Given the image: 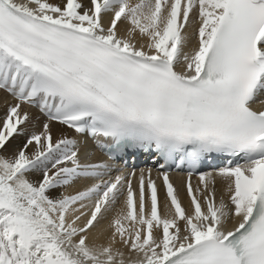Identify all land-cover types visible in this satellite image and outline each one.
Returning <instances> with one entry per match:
<instances>
[{
  "label": "snow or ice",
  "instance_id": "1",
  "mask_svg": "<svg viewBox=\"0 0 264 264\" xmlns=\"http://www.w3.org/2000/svg\"><path fill=\"white\" fill-rule=\"evenodd\" d=\"M0 93V264H264V0H0ZM23 106L48 122L4 155ZM50 122L187 165L189 209L167 172L162 215L150 171L82 162ZM220 156L243 163L200 172Z\"/></svg>",
  "mask_w": 264,
  "mask_h": 264
},
{
  "label": "bare ground",
  "instance_id": "2",
  "mask_svg": "<svg viewBox=\"0 0 264 264\" xmlns=\"http://www.w3.org/2000/svg\"><path fill=\"white\" fill-rule=\"evenodd\" d=\"M52 2H57V0H52ZM85 6L87 5V0H84ZM193 28L192 25H190L184 35L186 36V46H185V52H189L193 49V47L196 45V40L193 39ZM5 95L4 93H0V96ZM9 100V103H15L13 102L10 98H7ZM7 107L5 104L0 102V121L5 116ZM24 111H27L29 113V122L26 125H23V135L15 136L14 138L11 139L10 143L7 145V147L4 149V155H11L17 152L21 147H23L24 143L26 142L27 138L33 134V133H40L43 130V124L48 122L43 120L35 111L31 109H26V107H22V114ZM50 127H51V132L53 135V140L55 141L56 139H60L63 137L71 138V139H76L79 141L81 148H82V153L84 150L87 152L91 153V156L87 161H89L91 158L94 159L95 156L96 159L91 160L92 163H105L104 158L93 148L92 141L88 140L85 138L84 135H79V134H74L72 133L71 130L59 125L58 123H52L50 122ZM32 147L30 146L28 148V154L31 155L32 153ZM95 153L96 155H94ZM35 175L39 176L41 175L40 173H36ZM138 177V176H137ZM133 184L134 186L136 185V179L133 178ZM58 191H66L67 193H71L73 191L72 188L68 189H60ZM223 195L225 201H227V193L223 191V186L222 185H217V202L219 203L221 196ZM179 199L181 200V204L183 207H185L186 210L189 209V198L187 197V192L184 193L180 191L178 195ZM161 199V204H160V211L161 214L163 215L165 210H164V204L166 202V199L160 195ZM231 224V223H230Z\"/></svg>",
  "mask_w": 264,
  "mask_h": 264
},
{
  "label": "rangeland",
  "instance_id": "3",
  "mask_svg": "<svg viewBox=\"0 0 264 264\" xmlns=\"http://www.w3.org/2000/svg\"><path fill=\"white\" fill-rule=\"evenodd\" d=\"M86 7H87V5H86ZM93 154L96 155L95 153H93ZM96 157H97V156H95L94 159H96ZM94 159H91V160H94Z\"/></svg>",
  "mask_w": 264,
  "mask_h": 264
}]
</instances>
